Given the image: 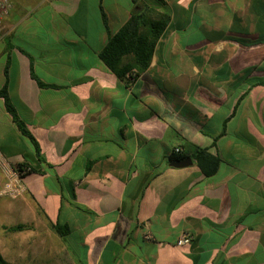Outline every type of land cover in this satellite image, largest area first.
Here are the masks:
<instances>
[{"label": "crops", "instance_id": "crops-1", "mask_svg": "<svg viewBox=\"0 0 264 264\" xmlns=\"http://www.w3.org/2000/svg\"><path fill=\"white\" fill-rule=\"evenodd\" d=\"M144 7L168 23L119 77L103 19L114 33ZM4 86L39 147L0 95V152L32 168L0 170L7 264H264V0H14ZM177 147L208 148L216 172L172 166Z\"/></svg>", "mask_w": 264, "mask_h": 264}, {"label": "trees", "instance_id": "trees-1", "mask_svg": "<svg viewBox=\"0 0 264 264\" xmlns=\"http://www.w3.org/2000/svg\"><path fill=\"white\" fill-rule=\"evenodd\" d=\"M103 22L108 38L99 52V57L117 76L125 77L127 75L132 76V73L138 74L148 67L154 46L168 23V16L144 7L141 11L132 13L127 21L114 33L108 29L105 17ZM31 75L40 86H45L35 77L32 67ZM0 95L4 97L6 111L12 116V120L19 131L33 144L36 155L39 157L38 144L9 102L5 86L2 87ZM190 156L205 175H212L216 172L219 158L212 154L208 148L196 147ZM185 157L186 155L183 154H173L169 157V160L178 161ZM17 167L19 170L27 167L28 170L25 173L32 171L31 166L28 164L17 165ZM23 228V225H17L13 227V230H22ZM55 228L61 232H63V229H67V227L61 225H56ZM0 264H7L1 254Z\"/></svg>", "mask_w": 264, "mask_h": 264}, {"label": "built area", "instance_id": "built-area-1", "mask_svg": "<svg viewBox=\"0 0 264 264\" xmlns=\"http://www.w3.org/2000/svg\"><path fill=\"white\" fill-rule=\"evenodd\" d=\"M14 0H0V25L4 22L6 17L8 16L11 8H12V3ZM180 149L174 148L172 150L173 154H180ZM0 170L4 171V174L6 175H14L15 177L19 178L21 177L27 170V167H24L22 169H18V167H12L11 163L9 160H7L0 152ZM16 185V184H15ZM10 186V185H9ZM20 191V186L16 185L12 191V195H16ZM191 237L187 233H182V235L179 237L177 240V244H185L190 241Z\"/></svg>", "mask_w": 264, "mask_h": 264}, {"label": "water", "instance_id": "water-1", "mask_svg": "<svg viewBox=\"0 0 264 264\" xmlns=\"http://www.w3.org/2000/svg\"><path fill=\"white\" fill-rule=\"evenodd\" d=\"M192 163V160L190 157H186L182 160H178V161H174L171 163L172 166H175V167H184L188 164H191Z\"/></svg>", "mask_w": 264, "mask_h": 264}]
</instances>
